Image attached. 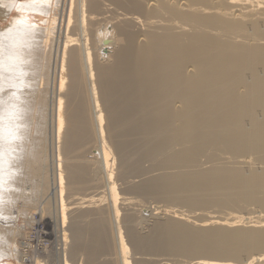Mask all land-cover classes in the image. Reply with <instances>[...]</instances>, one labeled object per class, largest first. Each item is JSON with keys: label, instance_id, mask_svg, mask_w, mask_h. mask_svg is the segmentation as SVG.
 I'll return each mask as SVG.
<instances>
[{"label": "bare ground", "instance_id": "obj_1", "mask_svg": "<svg viewBox=\"0 0 264 264\" xmlns=\"http://www.w3.org/2000/svg\"><path fill=\"white\" fill-rule=\"evenodd\" d=\"M20 23L32 30L28 44L0 48V86L16 75L6 56L13 68L23 61L29 85L22 139L8 135L0 115V236L15 249L0 264H134L133 252L186 258L153 264H264V212L250 207H264V168L254 169L248 152L258 148L234 155L212 147L240 139L232 117L243 100L264 94V0H0V37ZM13 91L3 88L0 99ZM258 121L252 117L253 129ZM9 142L18 157L11 175ZM171 152L196 153L198 163L160 160ZM144 159L176 171L129 189L191 209L154 208L163 221L128 215L123 227L117 179L144 177ZM50 195L55 224L49 220L44 234L55 238L57 256L28 254L19 218L41 206L48 221ZM208 207L206 218L193 219Z\"/></svg>", "mask_w": 264, "mask_h": 264}, {"label": "rangeland", "instance_id": "obj_2", "mask_svg": "<svg viewBox=\"0 0 264 264\" xmlns=\"http://www.w3.org/2000/svg\"><path fill=\"white\" fill-rule=\"evenodd\" d=\"M57 37H58V34H57ZM57 39L54 42V44L52 43V45H51V50L53 51V55H54V56L53 55L50 56V64L52 66H53V64L55 62L54 58H55V56L57 54L56 53V47H57V44H58ZM109 53L110 52H107L106 55H108ZM51 58H53V59H51ZM261 77L264 78V72H263ZM246 78L247 77L245 76L243 78L242 82L239 83L241 86H243V84L245 82L249 81V79L248 78L246 79ZM52 82H53V79H52ZM52 82L50 81V83H52ZM51 86H52V84L50 85V88H51ZM50 91L52 93L53 88H51ZM259 98L260 99H258V101H256V102H255V100L253 101V97L252 98L250 97L249 102H247L246 100L244 102V100H243L242 103H241V110H240L238 119H236V117L235 118L232 117L234 120H236V121L238 120V125L239 126L243 127L242 135H241L240 139H230L228 141H223L222 142L223 145H216V146H212V147L214 149H220V148L229 149L232 153H234V155H236V153L238 155V154H240V152L243 153L242 151L244 149L248 148L249 146H256L258 148L257 150H253V151L249 150L248 151V152H253L252 155H251L252 156V161H251L252 165L251 166H255L254 169L262 170V168H264V164H262V161L264 160V132L262 131V125L264 126V117H263L264 108H260L259 109L258 104H261V100L264 101V94H261V97L259 96ZM234 100H235V103L238 102L236 97H234ZM255 107L258 108V110ZM253 116H255L256 120H259L258 124L260 122L258 128H255V129H253L254 124H253V122H251ZM245 129H247V131L248 130H254L255 133H257V134H248ZM234 146H235V148H234ZM244 151H246V150H244ZM219 152L220 151H218V154H217L218 155L217 157L219 159L218 161H221V159L224 160L223 158H221V156H223V155H221L222 153L219 154ZM201 156L202 157H199V159L200 158H202V159L199 160L200 161L199 163H202L204 160L206 161V157L204 158L202 154H201ZM227 156H228V154H227ZM230 158H231V155L229 156V161L232 160V158L231 159ZM160 160H185V161H193V164H194L195 162H197L198 156H197L196 153L187 152V155L179 156V159H174L173 152H171L168 157H161ZM233 160H234V158H233ZM253 160L256 161L255 162L256 165L254 164ZM158 162H159V164L161 166V162L162 161H158ZM139 163L145 169V171H144L145 173H144V175H142L144 177H135V174H129V176L127 178H122L123 180L119 179V178L117 179L118 180L117 181L118 190L120 192V195L122 196L121 199L123 200L125 196L133 197L134 198V203H135V204L134 203H128V204H130V205H128L125 202V200L121 201V199H120V203L119 204H120V209H121L120 210L121 211V224H122L123 227H128L129 226L128 222H124L125 221L124 220L125 216H128V215H134L137 218L144 219V220H147V221L150 219L149 220V225L151 223L153 224L155 220H159V219L161 220V218L163 220L165 215H162V213H158L159 217H156V216H158V214H154L153 215L152 211L154 210V208H164V207L167 208V207L170 206V207H175V208H178V209H185V210L186 209L187 210L191 209L190 206H187L185 204H181V203L175 202V201H168V200H165L163 197L162 198H160V197L150 198L149 196H147V192H135V191L132 192L129 188H131V186H135V185L140 184L143 181V179L155 177V176H158V174H162L164 172L168 173V174H172V173H174L176 171L175 168L174 169L173 168L159 169L160 171L158 169H154V167L152 169V167L150 165L151 162H149V161H147L145 159H144V161L140 160ZM116 166H117L116 168L118 169V164H116ZM184 170H186V169H182L181 171H184ZM248 170H249V168L247 167V168L244 169L243 172L248 174ZM152 172H153L154 176H153ZM131 193H132V195H131ZM50 196H52V195H50ZM51 199L52 200H50L49 203H50V205L52 204L50 206V209H51L50 213H52V216H50L51 219L49 217L48 221L46 219H44V216H42V212L40 210L41 206H40L39 210H37V211H39L38 213H37V211H35V212H33V214H30L28 216L27 215H24V216L21 215V217L19 218L20 220L18 221L17 225L20 228V231L22 233L24 232L23 233V237H22L24 239H22V240H24V241L28 240L27 242L26 241L24 242L25 250L28 251V254H32L33 255V253H37L41 249V250H44L43 252H45V253L47 252V254L49 253V255L57 256V253H58V248L57 247H58V245H57V242H56L55 238H53V237H51V238L45 237L46 235L44 234L45 231L51 230V228L49 229V226L47 225V222H49V220H51V224H55V216H54L55 215L54 214L55 201H54L53 196L51 197ZM142 199H144V201ZM155 199L157 200V202H156ZM68 200H72L73 201L74 199H69L68 198ZM105 202L107 203V201H105ZM134 205H136V206H134ZM73 206H75V205H73ZM101 206L105 207L106 204L104 203ZM101 206L99 205V206H96V207H101ZM96 207H94V208H96ZM250 207H253L257 211L259 210V211L264 212V207L263 206L251 205ZM52 209H54L53 212H52ZM212 209H213V212L214 211L216 212V210L219 211L218 209H221V208H219L218 206H212L211 210L209 209V207L205 208V209H199L195 213H193V216H194L193 219H197V218L198 219H200V218L203 219V217L206 218V214L205 213H207L209 210L212 211ZM142 212H144V213L141 214L142 216H140V213H142ZM55 213H56V211H55ZM146 213L148 214V218L146 216L147 215ZM215 214H217V212ZM48 215H50V214H48ZM160 215H162V216H160ZM202 215H204V216H202ZM30 218H32V220ZM33 219H35V220H33ZM176 219H178V218L176 217ZM191 221H193V220L191 219ZM27 222H30V223H27ZM22 224H24V225H22ZM23 226H24L25 229L24 228L22 229ZM148 227L149 226L148 225L145 226V224L144 225L143 224L142 225L138 224V226H137V228L139 230L141 229L142 232L143 231L145 232V230L148 231V229H149ZM29 228H30V230H29ZM26 231L28 232L27 234H26ZM26 236L28 237V239H27ZM27 245H29V246H27ZM50 251H51V253H50ZM29 252H31V253H29ZM143 254L144 253H141V252H138V253L137 252L136 253L133 252L132 253V260L135 261L134 264H138V263L139 264H153V259H157V258H158V260L162 259V261H168L169 260L168 262H173V261L176 262V261H181V260L186 259L185 256H178V255L177 256H175V255H171V256L170 255H164V257H163V255H158V256L157 255H153L152 256V255H149V254H146V255L145 254L143 255ZM134 256H135V258H134ZM146 260H148V261H146ZM151 260H152V263H151ZM50 264H54V261H51Z\"/></svg>", "mask_w": 264, "mask_h": 264}, {"label": "clouds", "instance_id": "obj_3", "mask_svg": "<svg viewBox=\"0 0 264 264\" xmlns=\"http://www.w3.org/2000/svg\"><path fill=\"white\" fill-rule=\"evenodd\" d=\"M32 30L25 28L23 23L18 24L10 31H5L0 37V48L8 50L9 47L23 48L28 44L31 37ZM23 61H17L14 68L12 61L6 56L5 68L8 71H15L16 75L4 79L0 90L3 88H13L14 91L7 96L0 99V115L3 116L6 128H10L11 132L8 135L15 134L17 139H22L21 130L24 128L22 123L25 115L24 97L26 89L29 85L25 77L27 73L22 70L21 65ZM7 140V137H6ZM14 145L6 143V150L4 154V164L9 175L12 174L10 168L11 163L17 159ZM14 242H10L4 237L0 236V257H8L15 249L12 247Z\"/></svg>", "mask_w": 264, "mask_h": 264}, {"label": "water", "instance_id": "obj_4", "mask_svg": "<svg viewBox=\"0 0 264 264\" xmlns=\"http://www.w3.org/2000/svg\"><path fill=\"white\" fill-rule=\"evenodd\" d=\"M105 42H107V40H105ZM163 221V220H162ZM160 223H163V222H160ZM175 226H177V227H179V225H175ZM188 228H185L184 227V229H189V230H193V228H191V227H189V226H187ZM179 228H183V227H179ZM200 254V253H199ZM211 255H214L215 256V258H218V257H220V256H223V254H222V252H220V251H215V252H213Z\"/></svg>", "mask_w": 264, "mask_h": 264}]
</instances>
